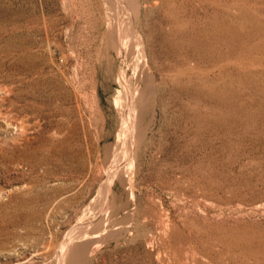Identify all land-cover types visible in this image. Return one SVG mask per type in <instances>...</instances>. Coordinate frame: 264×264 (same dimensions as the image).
I'll return each mask as SVG.
<instances>
[{"label": "rangeland", "instance_id": "1", "mask_svg": "<svg viewBox=\"0 0 264 264\" xmlns=\"http://www.w3.org/2000/svg\"><path fill=\"white\" fill-rule=\"evenodd\" d=\"M105 1L0 0V264H264V0Z\"/></svg>", "mask_w": 264, "mask_h": 264}, {"label": "bare ground", "instance_id": "2", "mask_svg": "<svg viewBox=\"0 0 264 264\" xmlns=\"http://www.w3.org/2000/svg\"><path fill=\"white\" fill-rule=\"evenodd\" d=\"M105 1V0H104ZM108 2H115L122 5V1L121 0H106ZM105 1V2H106ZM128 1V0H127ZM122 2V3H121ZM134 2V1H133ZM114 3V4H115ZM105 4H108V3H105ZM138 4V3H137ZM141 4V3H140ZM113 5V4H111ZM116 5V4H115ZM114 5V6H115ZM116 5V6H117ZM129 5V4H128ZM127 6V5H125ZM128 7V6H127ZM130 7V6H129ZM135 7V5L133 6ZM112 9V8H111ZM120 9V8H119ZM127 9V8H126ZM139 9V8H137ZM136 9V10H137ZM109 10V9H108ZM114 10H115V7H114ZM125 10V9H123ZM110 11V10H109ZM118 11V10H117ZM116 11V12H117ZM108 12V11H107ZM115 12V13H116ZM120 13V12H119ZM136 13V12H135ZM126 14V13H125ZM131 14V13H130ZM123 15V14H122ZM119 16V15H118ZM124 17V16H123ZM127 17V16H125ZM130 18V17H129ZM125 20V19H124ZM128 21V20H127ZM124 24V23H123ZM128 24V23H127ZM127 26V25H126ZM130 27V25H129ZM128 32H129V29H128ZM128 32L127 34L125 33V30L123 28V25H122V21L120 20L116 27H115V38L113 39L112 42H114V45L116 47V49L118 50V53L119 55L122 57L124 55V51H125V48L127 47V44L129 42V35H128ZM140 36V35H139ZM143 43V42H142ZM133 46V45H132ZM130 47V46H129ZM131 50V49H130ZM135 51V50H134ZM142 53V52H141ZM145 54V53H144ZM143 55V54H142ZM143 58V56H142ZM145 60V59H144ZM147 64V62H146ZM150 66V65H149ZM143 68H145V65H143ZM149 68V67H148ZM147 71V70H146ZM153 71V70H152ZM148 72V71H147ZM146 72V75L145 73H142V76H144L146 78V83H147V86L150 87L151 85V82H152V79L153 76L152 74H147ZM152 73V72H151ZM154 73V72H153ZM141 74V73H140ZM154 75V74H153ZM122 78V80L124 81V75L122 74L120 76ZM126 79V77H125ZM143 87V86H142ZM128 90L127 92L125 93V104H124V122H123V127H122V131H121V134H120V138H119V144L120 142H125V140L128 138L130 139L131 141L134 139V128L136 126V119H135V112L134 110H136V105H137V102L139 100H141L143 98V96L146 94V91H147V87L145 89V91L142 93H139L140 91H138L137 88H132V85H128ZM139 94V96H138ZM146 97V96H145ZM144 97V98H145ZM139 116V115H138ZM143 116V115H142ZM140 120V119H139ZM139 127V126H138ZM139 136L138 137H142L144 134H143V129L142 127L139 128ZM120 147H123L120 146ZM116 149V148H115ZM109 150V149H108ZM111 150V149H110ZM114 150V149H113ZM117 150V149H116ZM115 150V151H116ZM121 150V149H120ZM112 152V151H111ZM116 153V152H115ZM119 153V152H118ZM112 154V153H111ZM117 155V154H116ZM110 157V156H109ZM114 158V157H113ZM123 158L120 159V160H117L115 165L111 166L110 168V179L114 180L115 176H116V173L118 172V169L119 167L122 165L123 163ZM127 180V179H126ZM111 181V180H110ZM113 182V181H112ZM110 186L111 184L109 182H107L105 185H104V191L106 192V197H107V200H106V203L108 202V196L110 194ZM130 192V191H129ZM105 201V200H104ZM102 213V212H101ZM100 213V214H101ZM99 214V215H100ZM80 231V230H79ZM71 233V232H70ZM74 234V232H73ZM69 236V235H68ZM77 237V235H72L70 236L69 238L67 237L64 242H63V245H62V248H61V252H60V255L61 256V259H59L60 261V264L63 262V259L64 257H67L68 256V259L69 261L71 262V264L73 262H76L77 260H83L84 259V254H85V250H86V246L84 244H78L76 246H73L72 249L70 250L69 253H67V250H68V247L71 243H73L75 241V238ZM60 258V257H59Z\"/></svg>", "mask_w": 264, "mask_h": 264}]
</instances>
